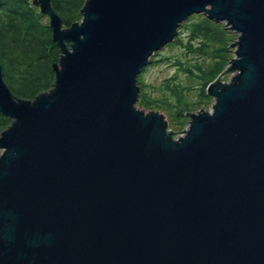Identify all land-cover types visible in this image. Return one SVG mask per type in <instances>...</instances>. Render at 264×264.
<instances>
[{"label": "water", "instance_id": "1", "mask_svg": "<svg viewBox=\"0 0 264 264\" xmlns=\"http://www.w3.org/2000/svg\"><path fill=\"white\" fill-rule=\"evenodd\" d=\"M32 3L61 57L33 99L0 61V264H264V0H86L68 27ZM194 13L237 57L175 133L138 76Z\"/></svg>", "mask_w": 264, "mask_h": 264}, {"label": "trees", "instance_id": "2", "mask_svg": "<svg viewBox=\"0 0 264 264\" xmlns=\"http://www.w3.org/2000/svg\"><path fill=\"white\" fill-rule=\"evenodd\" d=\"M51 2L64 26L68 27L81 20V9L86 0ZM184 23L191 34L189 40H200L194 51L205 54L211 62H198L194 68L185 65L180 69L188 78L199 79L202 84L199 86L200 96L209 99L211 96L207 92V86L228 63L230 34L222 23L214 21L205 13L195 14ZM60 57L61 49L53 41L52 29L32 0H0V61L4 80L16 96L33 99L41 92L50 90L55 82L54 63L58 62ZM143 72L144 70L138 76V105L153 110L163 107L166 103L167 107L174 111L172 115L176 124L184 126L189 118L187 112L193 110L186 93L197 87H186L181 81L167 79L162 87L165 94H172L174 97V101L169 102L164 96L157 98L146 90ZM11 122L12 119L0 111V134Z\"/></svg>", "mask_w": 264, "mask_h": 264}, {"label": "rangeland", "instance_id": "3", "mask_svg": "<svg viewBox=\"0 0 264 264\" xmlns=\"http://www.w3.org/2000/svg\"><path fill=\"white\" fill-rule=\"evenodd\" d=\"M38 9L40 11V8ZM195 14H199V13H194L189 17L194 16ZM44 19L49 24V16L44 15ZM219 23H222L223 27L226 28L230 34L229 37L230 45L227 50L229 57L226 66L222 69L221 72H219V74L216 75V77L212 81H214L220 74H222L221 75L222 77L223 74L225 73L224 71L226 70V68L230 66L233 59L237 57L236 54L237 47L233 46V43L237 41L239 33L237 31L232 30L225 22H219ZM190 35H191L190 31L188 30L187 27H185V23L183 22L179 28L175 40L166 44L160 50H158L154 55L151 56L150 63L143 69L144 70L143 79L146 83V90L151 92L154 97L160 98L164 96L166 98V101L173 102L174 97L172 96V94H168V93L165 94V90L162 87V84L167 79H172V80L174 79V81L175 80L181 81L186 87L190 85H194L197 87V88H191L186 93L187 99L192 104L193 107V110H191L190 112H196L197 110L202 108L211 110L215 102V97L210 95L211 98L209 99L201 98L199 93V86L202 84L199 81V79L188 78L186 73L180 69V67H185V65H190L192 66V68H194V65H196L198 62H200L201 64L204 63L209 64L211 62L210 58L207 57L205 54L194 51V49L199 45L200 40H195V41L189 40ZM192 44H193V48H191ZM233 73L234 72H229L228 74L224 75L223 81H228L232 77ZM137 106L140 109H144L146 112L150 111V109H146L139 106L138 102H137ZM153 110H157L165 115V117L168 119L169 122V128L172 129L175 133L183 132L189 124L190 112H187L189 118L186 124L180 127L176 124V121L173 119L172 113L174 111L172 110V108L167 107L166 103H164L163 107ZM181 135L183 134H177L175 135V137ZM1 152L2 151L0 149V154Z\"/></svg>", "mask_w": 264, "mask_h": 264}]
</instances>
